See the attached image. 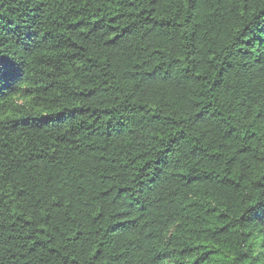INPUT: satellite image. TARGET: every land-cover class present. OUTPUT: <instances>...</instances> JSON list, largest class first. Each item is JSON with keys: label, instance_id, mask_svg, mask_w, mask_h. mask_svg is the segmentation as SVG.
Segmentation results:
<instances>
[{"label": "trees", "instance_id": "obj_1", "mask_svg": "<svg viewBox=\"0 0 264 264\" xmlns=\"http://www.w3.org/2000/svg\"><path fill=\"white\" fill-rule=\"evenodd\" d=\"M0 264H264V0H0Z\"/></svg>", "mask_w": 264, "mask_h": 264}]
</instances>
